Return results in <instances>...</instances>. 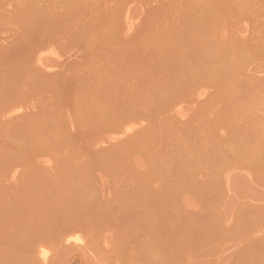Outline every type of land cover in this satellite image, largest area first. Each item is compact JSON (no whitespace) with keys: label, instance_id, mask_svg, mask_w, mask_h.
Here are the masks:
<instances>
[{"label":"rangeland","instance_id":"rangeland-1","mask_svg":"<svg viewBox=\"0 0 264 264\" xmlns=\"http://www.w3.org/2000/svg\"><path fill=\"white\" fill-rule=\"evenodd\" d=\"M84 52L109 62L145 53L184 90L212 70L264 73V0H0L2 115L29 111L31 87L53 86L32 81L36 66L58 72ZM217 52L228 56L209 59ZM157 91L147 103L175 90ZM208 95L201 88L193 104ZM91 98L96 119L119 99L110 89ZM232 128L182 167H106L109 155L104 167H0V264H252L245 245L264 254V126Z\"/></svg>","mask_w":264,"mask_h":264},{"label":"crops","instance_id":"crops-1","mask_svg":"<svg viewBox=\"0 0 264 264\" xmlns=\"http://www.w3.org/2000/svg\"><path fill=\"white\" fill-rule=\"evenodd\" d=\"M216 54L209 59L228 56ZM157 64L146 61L145 53L109 62L84 52L58 72L36 66L32 81L53 86L42 91L31 87V100H22L30 110L18 115H2L6 105L0 103V167H104V155L112 159L106 167H182L183 157L193 156L200 142L208 146L221 125L228 126L229 135L236 134L232 126L240 133L248 125L264 126L260 113L264 105L259 100L264 94L262 69L252 73L241 65L233 74L225 70L196 74L184 90V84L177 78L168 79ZM161 87L175 91L158 104L147 103ZM201 88L209 95L193 104ZM108 89L119 99L111 101L110 117L96 119L85 100H101L102 91ZM184 101L191 113L186 117L178 108ZM184 140L189 150L183 149ZM245 249L255 253L252 264H263L260 245H245ZM228 264L247 263L238 257Z\"/></svg>","mask_w":264,"mask_h":264}]
</instances>
